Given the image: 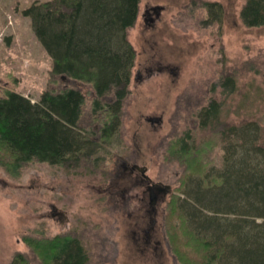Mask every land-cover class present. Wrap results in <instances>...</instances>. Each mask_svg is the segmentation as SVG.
Returning <instances> with one entry per match:
<instances>
[{
  "label": "rangeland",
  "instance_id": "rangeland-1",
  "mask_svg": "<svg viewBox=\"0 0 264 264\" xmlns=\"http://www.w3.org/2000/svg\"><path fill=\"white\" fill-rule=\"evenodd\" d=\"M34 1L0 0V97L14 91L36 102L45 90L76 87L85 96L80 123L87 125L93 91L69 78L50 80L52 59L22 13ZM202 1L221 4V23L205 22ZM244 2L139 1L137 18L127 31L135 62L119 122L109 136L97 139L99 146L75 165L30 161L11 171L0 164V264H8L17 253L29 264H42L27 238L63 234L81 241L88 264H181L166 237L165 216L169 199L184 196L183 180L193 174L171 152V142L186 138L203 170L221 168L222 142L199 126L197 118L211 99L220 103L221 119H253L264 132V25L243 24ZM152 5L161 10L147 23L144 11ZM136 69L141 75L135 79ZM227 74L234 80L232 91L222 84ZM152 117L159 121L148 120ZM124 161L145 166L152 181L171 185L164 218L151 231L150 242L159 241L154 249L151 243H137L142 233L134 218L136 190L124 199L113 192L112 181ZM53 207L61 214L52 215ZM178 222L172 217L170 225L179 231Z\"/></svg>",
  "mask_w": 264,
  "mask_h": 264
},
{
  "label": "trees",
  "instance_id": "trees-1",
  "mask_svg": "<svg viewBox=\"0 0 264 264\" xmlns=\"http://www.w3.org/2000/svg\"><path fill=\"white\" fill-rule=\"evenodd\" d=\"M139 1L36 0L22 10L52 59L50 80L59 76L91 87L90 120L80 123L85 96L79 88L45 90L36 102L7 91L0 97V164L11 171L30 161L75 165L99 146L97 139L109 136L119 122L135 62L127 31ZM201 4L206 23H221L218 1ZM240 18L248 27L264 25V0H245ZM222 84L232 91V75L223 76ZM219 108L211 99L197 118L222 142L220 169L203 170L186 138L171 142V152L193 175L183 180L184 196L168 201L165 234L181 264H264V132L253 119H221ZM172 217L179 220V231L170 225ZM27 242L39 251L42 264H88V251L76 236ZM8 264L29 263L17 253Z\"/></svg>",
  "mask_w": 264,
  "mask_h": 264
},
{
  "label": "flooded vegetation",
  "instance_id": "flooded-vegetation-1",
  "mask_svg": "<svg viewBox=\"0 0 264 264\" xmlns=\"http://www.w3.org/2000/svg\"><path fill=\"white\" fill-rule=\"evenodd\" d=\"M161 10L160 5H152L145 9L144 17L147 23L153 22L154 16H157ZM154 16H153V15ZM147 70V69H146ZM149 70V69H148ZM141 75V71L136 69V73L133 78H137ZM148 120L159 121V118H148ZM121 169L115 175L112 186L114 187L113 192L121 195L124 199L125 194L131 190H136L135 196L138 198L139 204L136 208L135 217L136 227L141 231L138 235L139 245L150 246L151 231H156L159 228L156 226L160 222V219L164 218V207L168 195L171 193V185L154 182L146 175V167L139 165L136 162L124 161L119 163ZM59 215L61 212L57 211L53 207L52 215ZM163 229V228H162ZM153 236V234H152ZM137 237L135 238V240ZM151 243L153 249L155 243L158 244L157 239L152 240Z\"/></svg>",
  "mask_w": 264,
  "mask_h": 264
}]
</instances>
